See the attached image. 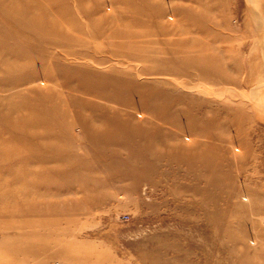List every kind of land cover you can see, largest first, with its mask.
<instances>
[{
  "label": "rangeland",
  "instance_id": "rangeland-1",
  "mask_svg": "<svg viewBox=\"0 0 264 264\" xmlns=\"http://www.w3.org/2000/svg\"><path fill=\"white\" fill-rule=\"evenodd\" d=\"M0 264H264V0H0Z\"/></svg>",
  "mask_w": 264,
  "mask_h": 264
}]
</instances>
